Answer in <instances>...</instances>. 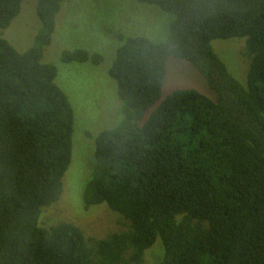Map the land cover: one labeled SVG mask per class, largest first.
<instances>
[{"label":"trees","instance_id":"trees-1","mask_svg":"<svg viewBox=\"0 0 264 264\" xmlns=\"http://www.w3.org/2000/svg\"><path fill=\"white\" fill-rule=\"evenodd\" d=\"M126 1L171 20L163 43L117 36L108 74L122 119L95 138L81 200L116 213L120 230L92 239L40 223L72 160L73 110L42 62L67 0L36 2L40 29L24 53L1 37L23 0H0V264H144L158 240L156 264H264V0ZM231 39L244 42L245 86L212 48ZM169 58L191 64L215 99L191 89L162 98Z\"/></svg>","mask_w":264,"mask_h":264},{"label":"rangeland","instance_id":"rangeland-1","mask_svg":"<svg viewBox=\"0 0 264 264\" xmlns=\"http://www.w3.org/2000/svg\"><path fill=\"white\" fill-rule=\"evenodd\" d=\"M37 1L23 0L19 14L1 33V37L19 53L26 52L33 45L40 29L35 13ZM170 20V16L153 7L126 0H67L63 4L51 44L43 51L42 62L56 67L55 84L65 94L73 110L72 160L62 180V196L56 204L42 210L41 225L72 223L82 230L85 237L92 239L120 230L116 213L103 204L87 208L81 200L83 182L95 162V138L102 131L116 127L122 119V102L108 71L119 44L117 36L135 35L163 43ZM231 40H215L212 48L228 72L245 86L249 63L243 56L244 42ZM76 49L98 54L102 62L99 66L60 63L62 52ZM180 89L195 90L211 100L215 99L214 93L191 64L169 58L162 98ZM149 251L144 256V264H156L159 257L160 260L163 257L159 240Z\"/></svg>","mask_w":264,"mask_h":264}]
</instances>
